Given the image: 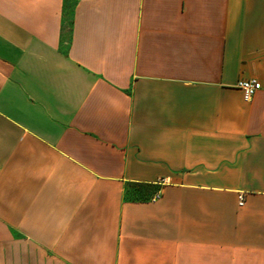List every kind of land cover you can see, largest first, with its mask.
Here are the masks:
<instances>
[{
  "label": "crops",
  "instance_id": "1",
  "mask_svg": "<svg viewBox=\"0 0 264 264\" xmlns=\"http://www.w3.org/2000/svg\"><path fill=\"white\" fill-rule=\"evenodd\" d=\"M0 264H264V0H0Z\"/></svg>",
  "mask_w": 264,
  "mask_h": 264
},
{
  "label": "trees",
  "instance_id": "2",
  "mask_svg": "<svg viewBox=\"0 0 264 264\" xmlns=\"http://www.w3.org/2000/svg\"><path fill=\"white\" fill-rule=\"evenodd\" d=\"M133 189L129 192V189ZM158 186L151 183H130L128 190H126V196L130 200H148L153 194L157 193Z\"/></svg>",
  "mask_w": 264,
  "mask_h": 264
},
{
  "label": "built area",
  "instance_id": "3",
  "mask_svg": "<svg viewBox=\"0 0 264 264\" xmlns=\"http://www.w3.org/2000/svg\"><path fill=\"white\" fill-rule=\"evenodd\" d=\"M237 87L242 91V96L245 101H250L254 94L261 88V84L255 79H241L237 82ZM159 193H155L152 198H155ZM245 199L243 193L238 194L239 204H242Z\"/></svg>",
  "mask_w": 264,
  "mask_h": 264
},
{
  "label": "rangeland",
  "instance_id": "4",
  "mask_svg": "<svg viewBox=\"0 0 264 264\" xmlns=\"http://www.w3.org/2000/svg\"><path fill=\"white\" fill-rule=\"evenodd\" d=\"M133 191V189L131 188V189H129V192H132Z\"/></svg>",
  "mask_w": 264,
  "mask_h": 264
}]
</instances>
